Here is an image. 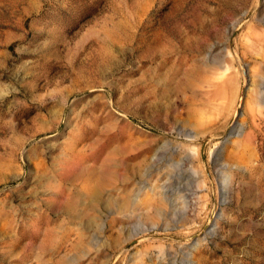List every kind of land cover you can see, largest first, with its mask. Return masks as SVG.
Wrapping results in <instances>:
<instances>
[{
  "label": "rangeland",
  "instance_id": "1",
  "mask_svg": "<svg viewBox=\"0 0 264 264\" xmlns=\"http://www.w3.org/2000/svg\"><path fill=\"white\" fill-rule=\"evenodd\" d=\"M0 264H264V0H0Z\"/></svg>",
  "mask_w": 264,
  "mask_h": 264
},
{
  "label": "water",
  "instance_id": "2",
  "mask_svg": "<svg viewBox=\"0 0 264 264\" xmlns=\"http://www.w3.org/2000/svg\"><path fill=\"white\" fill-rule=\"evenodd\" d=\"M245 90H246V87H244V92H245ZM241 109H239V111H238V114H237V118L240 116V114H241ZM235 125H233V126H231L230 128H229V130H228V134H227V136H226V139H228L234 132H235Z\"/></svg>",
  "mask_w": 264,
  "mask_h": 264
}]
</instances>
